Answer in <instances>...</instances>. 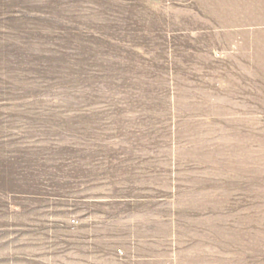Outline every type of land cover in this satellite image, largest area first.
Listing matches in <instances>:
<instances>
[{
	"label": "rangeland",
	"instance_id": "obj_1",
	"mask_svg": "<svg viewBox=\"0 0 264 264\" xmlns=\"http://www.w3.org/2000/svg\"><path fill=\"white\" fill-rule=\"evenodd\" d=\"M0 264H264V0H0Z\"/></svg>",
	"mask_w": 264,
	"mask_h": 264
}]
</instances>
